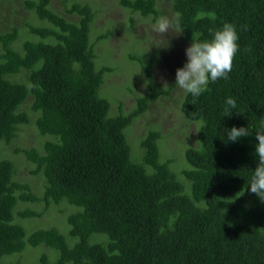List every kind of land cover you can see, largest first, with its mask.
I'll return each instance as SVG.
<instances>
[{"label":"trees","instance_id":"16d2710c","mask_svg":"<svg viewBox=\"0 0 264 264\" xmlns=\"http://www.w3.org/2000/svg\"><path fill=\"white\" fill-rule=\"evenodd\" d=\"M9 1L0 0V12L10 13L9 22L0 20V141L11 145L36 122L39 148L14 152L45 189L35 193L19 182L14 161L0 162V261L43 246L40 264H264V202L250 186L239 199L226 201L248 187L258 165L256 132H264V0H164L171 11L161 10L159 0H118L129 13L123 19L127 30L138 14L156 23L179 12L181 25L171 28V40L156 37L153 50L147 46L149 65L133 57L150 90L135 97L138 106L131 112L120 100L116 114L101 94L104 77L115 68L104 57L102 65L97 62L103 42H114L116 49L120 44L112 34L118 28L115 19L105 22L97 2L93 7L87 0H60L55 8V0H21L29 18L23 27L24 12ZM33 14L37 23L31 21ZM96 20L108 29L94 28ZM226 22L240 37L230 78L210 81L199 97L186 92L176 103L194 124L193 137L163 132L156 124L158 131L130 143L138 126L146 131L153 124L149 114L159 104L155 101L172 96L151 82L156 57L179 39L189 46L194 39L211 40ZM24 32L28 38L16 48ZM30 96L32 102L20 109ZM228 97L237 107L224 116ZM147 117L150 121L143 123ZM164 122L170 124L166 118L157 121ZM234 126L249 127L252 135L228 141ZM173 139L179 150L168 155ZM64 201L74 207L65 204L70 209L67 235L57 226L27 232L16 222L17 217H42L30 208L16 214L22 204L50 210ZM96 235L109 240L94 241Z\"/></svg>","mask_w":264,"mask_h":264},{"label":"rangeland","instance_id":"374dc122","mask_svg":"<svg viewBox=\"0 0 264 264\" xmlns=\"http://www.w3.org/2000/svg\"><path fill=\"white\" fill-rule=\"evenodd\" d=\"M15 2L18 9L21 12H24V14L20 15L21 18L26 17L23 23L20 19H17L16 22L19 24L22 23L23 27H25L26 23L29 21V18L27 13H25L24 4L21 0L9 1L10 4ZM60 2V0H55L53 2L54 7L57 8L61 6ZM87 2H90L93 7H97V3H99L101 6V10L104 11L102 19L105 22L108 19H115V22H117L118 25L116 31L112 30L114 38L120 41L117 49L114 48V42L105 41L99 46L98 50L97 62L102 65V58L104 57L103 62H105V64H107L109 67L115 68V72L109 73L104 77V82L101 88L102 97L108 99L111 103L112 114L117 113V108L120 100L124 102L125 110L127 112H131L134 110L135 106H138V101L135 99V97L143 96L150 90L148 82L149 79L146 77L144 72H142L141 65L136 62L133 57L142 58L144 61H146L147 65H149V61L151 60L152 55L150 54L151 51L147 52V46L150 47V43L152 42V40L154 41L156 37L159 38L160 40L158 41L161 42H167L168 40H171V38H173L174 36L173 30L170 28L167 33H157L153 30V25L155 23L151 20V18H147L146 20H144L139 16V14L135 16L137 22L136 25L132 30H130V28H128L127 30L128 26H124L126 24V21L123 19H126L129 13L126 9L119 6L118 0H87ZM159 3H161V10L171 11L170 5L164 2V0H159ZM65 17L69 18L70 20L77 18L73 15H66ZM37 19L38 18L36 14L31 15V21L33 23H37ZM0 20H4L6 22L10 21L9 9L8 12H0ZM98 22L99 21L96 20L94 28L105 32L104 30L108 28H99ZM1 30L3 32L7 31V29H4L3 26H1ZM27 36L28 35L25 32L20 34V40L15 44L16 48H22V45ZM133 36L139 37L140 39H142V42H139L138 40L134 41ZM170 45L171 46L169 48L164 50L163 54L156 57V65L151 71V82L157 89L171 90L172 96L171 98H168L167 96H160L158 100L155 101L159 102V104L152 106V109L155 112L150 113L149 116H152L151 118L154 120L153 124L161 126L163 132H169L170 130L172 132L181 131V133H184L185 136L193 137L194 124L187 122L180 110L179 105L176 104L178 103V100L182 99L186 91L175 85L177 69L182 68L187 63L188 58L186 56V49L189 47V45H186L181 39L173 44L170 43ZM126 50L129 52V54L132 52H136V54L129 55L128 53H125ZM183 56H185L186 58L183 59ZM18 81L25 82L22 78H19ZM172 86L174 87L173 90ZM32 99V96H30L27 101L20 107V109L28 101L32 102ZM165 118L169 120L170 124H168V122H164L163 124L157 123L159 119L164 120ZM138 121L139 120H136L134 124L130 125V129L127 130V133H131V127L134 128L135 123H137ZM147 121H150L149 117H147L146 121L143 123H146ZM151 131L158 130L150 128L145 131L144 127L138 126L137 132L135 131L136 133L130 134L128 140L130 143H132L136 140V136L143 135L144 137ZM37 134L38 129L36 127V122L34 121V124L27 125L23 129V131L18 134L17 138L12 142L11 145H7L3 141H0V162L3 160H10L12 162L14 161L16 164V170L18 171L19 182L30 184L35 193H37L38 190H43L44 192L45 188H42L44 184L30 175V168L27 164H25L23 156L16 154L14 150L16 148H39V141L41 139ZM42 150L44 153L43 145ZM173 150H179V145L178 147L176 146V142L174 139L167 143V149L165 150V153L168 155H172L174 153ZM173 157L178 158L180 161L183 160L184 162H186L184 155L183 159L181 158V156H179V154L176 153ZM43 192L41 193V195L43 194ZM65 204L74 209V207H72L66 201H64L61 206L54 207L50 210H46L45 208H43V205H35L30 203L22 204L17 207L16 214L20 211H24L27 208H30L32 210L42 212V217L30 220H24L17 217L16 222L23 225L26 228L27 232L34 228L42 227L41 229H43L49 228L51 226H57L62 233L67 235L69 226L67 217L69 215L68 210L70 209L67 208ZM33 232L35 231H31L30 233ZM100 237H104L107 241L109 240L105 235H96L94 237V241H96ZM42 247L43 246H38L36 248L29 247L22 255L10 256L5 258L3 257V260L1 259L0 264H40V257L42 255L39 254V252L41 251Z\"/></svg>","mask_w":264,"mask_h":264},{"label":"clouds","instance_id":"9594fccd","mask_svg":"<svg viewBox=\"0 0 264 264\" xmlns=\"http://www.w3.org/2000/svg\"><path fill=\"white\" fill-rule=\"evenodd\" d=\"M181 14L177 12L172 19L161 16L153 25V30L157 33L164 34L173 26L180 28ZM212 32L213 30H209ZM240 37L236 26L233 23L226 22L219 30H215L211 40L194 42L186 49L187 63L176 71V84L179 88L187 93H191L193 97H199L203 92L207 91L209 82H216L219 79H229V73L234 66V60L240 51L238 44ZM108 84V82H107ZM225 115L230 116L233 112L231 109L237 107V101L233 97H228L225 101ZM150 128H157L156 124H152ZM162 130V128H161ZM252 135L249 127H232L228 130L227 140L236 142L240 138ZM256 140L254 155L258 158V165L253 170L251 182L248 187L237 193L234 198H230L227 203L234 202L244 195L245 191L251 193L264 202V132H256Z\"/></svg>","mask_w":264,"mask_h":264}]
</instances>
